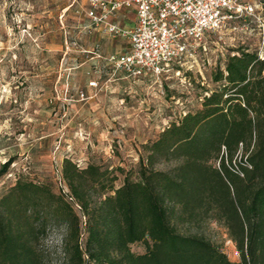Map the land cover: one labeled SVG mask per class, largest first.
Wrapping results in <instances>:
<instances>
[{
  "label": "rangeland",
  "instance_id": "374dc122",
  "mask_svg": "<svg viewBox=\"0 0 264 264\" xmlns=\"http://www.w3.org/2000/svg\"><path fill=\"white\" fill-rule=\"evenodd\" d=\"M243 1L261 7L262 22L253 17L232 20L221 33L205 34L195 44L193 58L174 64L159 78L133 79L105 59L127 50V40L85 28L87 18L77 9L87 0H0V169L9 163L0 173V195L19 177L49 181L59 190L65 157L80 166L95 162L135 169L145 155L144 144L172 122L191 121L192 113L207 107L204 101L222 87L229 57L250 53L264 59V0ZM133 19L131 12L117 14L125 28ZM233 25L238 29L232 30ZM261 59L250 60L239 73L246 79L238 91L249 115L229 117L225 123L202 117L190 137L175 145L172 157L158 165L160 170L178 167L182 173L180 186H167L185 215L179 231L212 243L207 250L182 252L178 260L264 264L261 253L253 259L249 253L250 208L244 198L264 169ZM92 80L96 87L89 85ZM232 109L243 114L236 103ZM217 127L224 142L212 134ZM116 173L119 186L123 174ZM60 237L53 230L45 239V264H64ZM152 245L147 237L130 246L150 260Z\"/></svg>",
  "mask_w": 264,
  "mask_h": 264
},
{
  "label": "trees",
  "instance_id": "16d2710c",
  "mask_svg": "<svg viewBox=\"0 0 264 264\" xmlns=\"http://www.w3.org/2000/svg\"><path fill=\"white\" fill-rule=\"evenodd\" d=\"M243 54L229 57L222 87L204 101L206 108L192 113L191 121L184 117L172 122L154 141L143 145L145 155L135 169L95 162L80 166L65 157L59 190L49 181L17 178L0 195V264H45L44 241L53 230L61 232L64 264H152L153 260L155 264H201L178 260L180 253L207 250L212 243L203 236L179 231L177 224L186 223L185 215L171 200L167 186H180L182 173L178 167L160 170L158 165L172 157L175 145L190 137L202 117H217L225 123L229 117L249 115L244 95L238 91L246 79L241 80L239 73L250 60L261 58ZM234 103L242 115L233 113ZM221 131L217 127L212 134L222 139ZM8 165L3 164L0 173ZM116 171L123 174L119 186L115 185ZM216 173L222 181L219 170ZM262 174L244 193L250 208L248 247L252 259L257 253L264 257V169ZM147 237L154 249L150 260L130 246Z\"/></svg>",
  "mask_w": 264,
  "mask_h": 264
},
{
  "label": "built area",
  "instance_id": "2783aa9c",
  "mask_svg": "<svg viewBox=\"0 0 264 264\" xmlns=\"http://www.w3.org/2000/svg\"><path fill=\"white\" fill-rule=\"evenodd\" d=\"M77 11L87 18L88 30L101 29L112 39L128 41L127 50L105 59L133 79L159 78L174 64L193 58L195 44L205 34L221 33L232 20L253 17L263 21L261 7L243 0H87ZM121 11L134 13L130 28L117 21ZM89 85L96 87L98 83L92 80ZM80 96L87 95L81 90Z\"/></svg>",
  "mask_w": 264,
  "mask_h": 264
},
{
  "label": "crops",
  "instance_id": "0c3cea01",
  "mask_svg": "<svg viewBox=\"0 0 264 264\" xmlns=\"http://www.w3.org/2000/svg\"><path fill=\"white\" fill-rule=\"evenodd\" d=\"M118 19H119V17H118ZM134 21H135V15H134V19H133V22H132L131 26L134 24ZM127 48H129V43H128V47ZM117 53H119V52H117Z\"/></svg>",
  "mask_w": 264,
  "mask_h": 264
}]
</instances>
